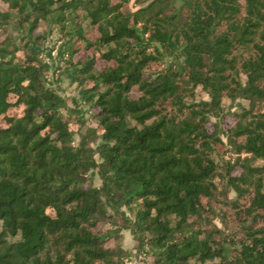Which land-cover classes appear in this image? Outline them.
Here are the masks:
<instances>
[{
	"label": "trees",
	"instance_id": "1",
	"mask_svg": "<svg viewBox=\"0 0 264 264\" xmlns=\"http://www.w3.org/2000/svg\"><path fill=\"white\" fill-rule=\"evenodd\" d=\"M123 229L151 264H264V0H0V264H122Z\"/></svg>",
	"mask_w": 264,
	"mask_h": 264
},
{
	"label": "rangeland",
	"instance_id": "2",
	"mask_svg": "<svg viewBox=\"0 0 264 264\" xmlns=\"http://www.w3.org/2000/svg\"><path fill=\"white\" fill-rule=\"evenodd\" d=\"M54 35V34H53ZM47 47H49L50 50V55L47 53H43V58L46 62L51 64V71L48 72V77H51L53 80V85L58 89V92L64 95H75L76 94V88L74 87V84H70L69 79L65 77V75H60L57 73H53L52 69L56 68L57 66L61 65L62 67L63 63H61L60 58L62 57L61 54V47L58 45V42H54V36L51 40H49L46 43ZM54 46V47H52ZM57 71V70H56ZM58 72V71H57ZM196 99L199 98H208L207 93L202 89L201 86H198L196 88V93H195ZM70 107H73V102L69 101L68 102ZM247 100L242 99V98H237L234 100L229 99L228 97H223L222 99V107L221 110L217 114H212L210 119L211 122H215L218 124V128H220V136L222 137L224 141V145L221 146L222 149H220L219 153L222 154L223 157L225 158H230L233 159V157L236 155V153L231 149H229V140L226 136L227 133V126L233 121V118L231 117L230 113L231 111H234L238 105H243L246 104ZM83 109H85V105H82ZM67 108H63V111H66ZM78 135H75V140H77ZM241 155H244L246 153L241 152ZM94 177H93V183L94 184H100V179L94 172ZM235 191L231 190L230 191V196H234ZM220 204L218 203V206ZM215 222L217 224H220V221L218 218L215 219ZM122 238H121V244L122 246L129 251L128 254L122 255L121 257V262L124 264V260L128 259V257H137L139 253H145L146 256V261L147 264H151L150 261V256H149V251L145 248L143 249H138L136 248V242L132 234L128 229H123L122 230Z\"/></svg>",
	"mask_w": 264,
	"mask_h": 264
},
{
	"label": "built area",
	"instance_id": "3",
	"mask_svg": "<svg viewBox=\"0 0 264 264\" xmlns=\"http://www.w3.org/2000/svg\"><path fill=\"white\" fill-rule=\"evenodd\" d=\"M124 264H147L145 253H139L137 257H128Z\"/></svg>",
	"mask_w": 264,
	"mask_h": 264
}]
</instances>
